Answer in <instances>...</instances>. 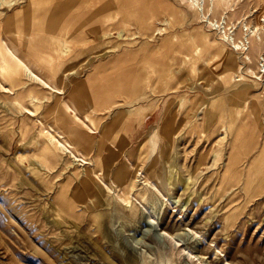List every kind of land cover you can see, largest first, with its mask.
<instances>
[{"label": "rangeland", "instance_id": "1", "mask_svg": "<svg viewBox=\"0 0 264 264\" xmlns=\"http://www.w3.org/2000/svg\"><path fill=\"white\" fill-rule=\"evenodd\" d=\"M2 1L0 34L6 31L8 36L16 24L8 21L9 17L33 0ZM65 1L42 0L35 4L53 6ZM237 1V12L227 14L226 28L242 39L245 30L239 21L245 17L249 25L258 24L259 16L264 14V0ZM77 3L106 7L111 21L120 23L108 36V55L165 39L170 49L180 50L178 57L170 61L171 72L179 70L186 85L172 91L164 120L160 105L152 102L157 100L153 97L157 93H151L155 87L145 89L140 102L125 104L127 110L138 114V120L123 129L124 137L114 148L117 161L106 179L108 184H114L113 180L121 184V178L115 175L129 173L128 167L134 164L157 188L143 189L142 197L131 194L137 204L135 215L113 205L108 191H94L76 200L72 194L80 189L74 192L72 188L87 184L82 179L83 162L71 165V159L51 143L48 129L52 128L54 134V130L63 131L51 111L23 109L16 94L0 91V264H264V187L258 185L264 177V110L260 108L264 103V46L251 55L252 62L243 67L245 77L238 81L235 76L242 66L238 55L232 53L216 29L201 21L189 0H74L67 7ZM223 15L220 9L211 17L221 20ZM233 23H237L236 28ZM197 45L202 51L187 59ZM3 58L2 52L0 60ZM0 80L7 86L1 70ZM246 80L261 85L253 89L254 94L243 97L238 86ZM186 92L195 95L189 99ZM256 95L263 99L258 102ZM49 97L46 95L45 103ZM248 98L250 103L246 104ZM239 103L246 106L242 119L237 117ZM145 104L147 108L140 109ZM115 113V109H109L97 118L91 111L86 118L88 124L93 119L103 126L114 120ZM73 115V121L81 123ZM147 116L151 118L144 125L141 122ZM235 123L255 135L248 139L239 180L221 184L220 173L232 138L230 130L229 138L221 140V127ZM136 124V138L129 141V129ZM80 126L88 131V125ZM164 126L167 133L163 132ZM119 129L109 137L116 141ZM69 133L63 139L79 140V148L88 157L96 155L97 145L107 137L100 135V129L92 134L93 138L88 133ZM206 153L207 163L201 165ZM215 155L219 160L213 165ZM254 170L256 181L244 188ZM199 199H206L204 205L198 204ZM67 205L75 207V212L65 210ZM164 222L171 236L164 234ZM181 222L182 229L177 233L170 229ZM196 239L192 253L196 257L191 258V248L182 250Z\"/></svg>", "mask_w": 264, "mask_h": 264}, {"label": "crops", "instance_id": "2", "mask_svg": "<svg viewBox=\"0 0 264 264\" xmlns=\"http://www.w3.org/2000/svg\"><path fill=\"white\" fill-rule=\"evenodd\" d=\"M38 1L42 0L32 1L10 16L8 21L16 23L15 30L8 31V36L6 31L0 34V53H4L0 70L4 84L10 86H4L0 80V91L16 94L19 107L23 109L50 110L56 124L63 129L59 131L65 134L90 135L80 124L96 125L100 135L108 136L102 141L104 148L110 141L119 144L124 137L123 129L137 122L138 114L127 110L125 104L140 102L139 96L149 87H155L156 91L151 93H157L153 96L157 100L152 102L160 105L161 117L165 119L172 91L179 85H186L179 70L171 72L170 61L180 54L178 47L170 49L165 39L108 55V36L120 23L112 22L105 8L89 4L67 7L69 3L73 4V0L53 6L35 4ZM24 63L29 64L44 81L32 79ZM67 79L71 81L68 86ZM48 94L50 101L45 103ZM185 94L187 98L195 95L191 92ZM147 106L145 104L140 109ZM109 109L116 112L111 123L102 126L103 123L92 119L94 123L90 121L88 124L86 115L89 116L91 111L100 118ZM73 113L81 123L73 121ZM148 118L151 116L145 117L141 123L145 125ZM137 126L129 129V141L135 140ZM118 127L115 141L109 136Z\"/></svg>", "mask_w": 264, "mask_h": 264}, {"label": "bare ground", "instance_id": "3", "mask_svg": "<svg viewBox=\"0 0 264 264\" xmlns=\"http://www.w3.org/2000/svg\"><path fill=\"white\" fill-rule=\"evenodd\" d=\"M189 1H190V7L199 13L201 21H204L207 25H210L213 29H216L218 31V33L220 34V37L222 38V40L225 43H227V45L230 46V48L232 49V53H235L238 55L237 57H239L240 64L242 66H240V74L236 75L235 78L238 81H240L241 79H243L245 77V72L243 71V67H246L247 63L252 62V56L251 55L252 54L255 55L256 52L261 51V49L264 46V14L259 16V23L258 24L249 25L248 21L246 20L245 17H244V19L239 21V23H242V25H243L242 26L243 32H244V30H245V32H244V36L242 39H239V38L237 39L235 36L236 35L235 31L232 30L231 32H227V28H226L227 27V25H226L227 14L229 12H235V13L237 12V8H236V4L238 2L237 0H189ZM2 2L3 1L0 0V5L2 4ZM73 4H74V0H73ZM77 5H79V3H77L76 6ZM220 9L224 10V15H223L222 19L220 20L217 18H212L211 17L212 13L215 10H220ZM248 16H249V14H248ZM236 24L237 23H233L234 28L237 27ZM201 51H202V47L197 45L193 51V54L191 55V53H190L187 55V57H188L187 59L191 60L192 56L198 55L199 52H201ZM262 59H264V56L262 57ZM205 62H208V61H205ZM24 65H25V69L27 70L29 76L32 79H37V80L41 79L42 81H44L39 76V74L36 73L35 70L29 64L24 63ZM262 68H263L262 71H264V63L262 64ZM255 77L260 78L259 76H255ZM258 85H261V84L256 80H249V81L246 80L245 82L240 83V86H238V88L242 90L243 97L244 96L248 97L249 95L254 94L253 89L254 88L258 89V87H257ZM256 91H258V90H256ZM143 93L145 94V92H143ZM239 94H241V93H239ZM142 97H143V95L140 97V99ZM236 97H238V96H236ZM256 98L259 102L262 97L260 98L259 95H256ZM245 103L249 104L250 99L248 98L245 101ZM263 104H261V107H260L262 110H264ZM245 107H246L245 105L240 104L239 107L236 108L237 109V117L239 119H242V117L245 116V110H244ZM28 113L33 115V113H31V112H28ZM262 123L264 124V117L262 119ZM240 125L238 126L235 123L232 126L228 125V126H222L221 127V133H220L221 137L219 136L221 140L228 139L229 133H231L230 130H232V138L229 140L230 141L229 142L230 143V150L228 151L229 153L227 152V154H228L227 155V161L225 160L224 169L220 173L221 184H224L226 181L227 182H231V181L235 182V181L239 180L240 175H241L240 166L243 162V158L248 153V139L250 138V135H252V136L255 135L254 132H251V133L249 132V134H248V129L246 127H242ZM87 128H88V131L90 132V136H92V134H94L98 131V127H94L92 125L87 126ZM54 131L56 134H54L52 132V128L50 130L48 129V132L50 134L49 139H50L51 143L54 145L55 149L59 150L60 153L63 154V156H68L72 161L71 165H73L75 161H77V162L82 161L83 162V165L80 166L84 170V172H82L83 173L82 179L87 184L85 185V187L74 186L72 188V189H74V192H77L80 189L79 193H73L72 194V197L76 198V200H78L79 197H82L83 195H87V194L92 195V193H94V191H97L98 193H101V194L102 193L105 194V191L106 192L108 191L112 196V200L114 201V204L112 203L113 205L120 207L121 210H123L124 212H126L130 215H135L137 212V204H136V202L132 201V195L131 194H133L135 197H138L139 195L142 197L144 195L143 192L145 191V190L143 191V189L151 190L152 188H157V186L155 187L154 182L150 181V179L144 173H142L138 169L134 168V164H130V167H128L129 168L128 172L131 170L129 173L125 174L122 171L119 174L115 175V177L121 178V184H115V180H113L114 184H108L107 183L106 179L109 176V174L112 173V171H110V170H111V168H113V165L117 161L116 158L118 157V155H116V153H114V150H113L114 147L118 146L116 142L110 141L109 146L106 148L103 147V145L105 146V144H102V142L99 143L100 145H99V148L96 152V155L94 154L95 155L94 157H88L89 155L88 156L86 155L87 152H83L79 148V145L76 142H70L68 140L63 139L64 134H65L64 132L58 131V130H54ZM163 132L167 133V129L165 126L163 127ZM152 140H154V139H152ZM160 140H162V139H160ZM216 143H218V142H216ZM225 146H226V144H225ZM262 152H264V151H262ZM58 154L59 153H57V155ZM205 156H206V159L204 160V158H202V160L200 161L201 165H203L204 163H207L206 160H207L208 154L206 153ZM218 160L219 159H218L217 155H215L214 160H213L214 161L213 165L218 163ZM67 161H69V160H67ZM56 162H58V161L56 160ZM69 163H67V164H69ZM66 166L67 165H65V167ZM139 172H141V173H139ZM114 173H116V172H114ZM162 176H163V174H162ZM248 176L249 177L246 179V182H244L245 183L244 188L246 186H250L251 184H253L256 181L257 170L252 171L250 173V175H248ZM167 179H168V177H167ZM196 181L197 180H195V182ZM170 183H172V182H170ZM170 183L167 181V184H170ZM142 184H143V186L140 187ZM187 184H189V180H188ZM258 185L260 186V188L262 186L264 187V177H262L260 179ZM60 188L64 189L65 186H61ZM59 194H62V193L59 192ZM190 200H192V199H190ZM198 202H199L198 203L199 205L200 204L204 205V203L206 202V199H199ZM71 206L65 207L64 209L67 211H71L70 213H74L75 207L73 208ZM93 217H96V216L94 215ZM151 223H153V222H151ZM161 225L165 226L164 231L165 230L166 231L164 232V234L167 233L171 236L172 234L169 233L167 230L169 228V226H167L165 224V222L161 223ZM181 227H182V222L181 223H174L170 229L173 232L177 233L179 230L182 229ZM197 240L198 239H196L192 245H190V246L187 245V247H185L182 250V252L183 251L185 252L187 248H191L188 250V252L190 253L189 256L191 258H195L196 256H192V253L194 252L193 249L196 248V246L194 244L197 242ZM176 241L179 242L180 240L177 239ZM175 244H176V242H175ZM130 259H132V258L129 257V260ZM199 259H201L200 263H202L203 259L201 258V256H199ZM207 264H213V262H208Z\"/></svg>", "mask_w": 264, "mask_h": 264}]
</instances>
